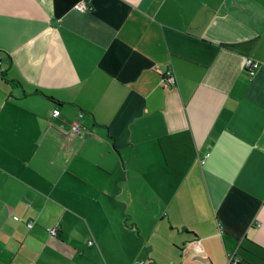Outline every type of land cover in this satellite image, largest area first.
<instances>
[{"label":"crops","instance_id":"obj_1","mask_svg":"<svg viewBox=\"0 0 264 264\" xmlns=\"http://www.w3.org/2000/svg\"><path fill=\"white\" fill-rule=\"evenodd\" d=\"M0 68V264L264 249V0H0Z\"/></svg>","mask_w":264,"mask_h":264},{"label":"built area","instance_id":"obj_2","mask_svg":"<svg viewBox=\"0 0 264 264\" xmlns=\"http://www.w3.org/2000/svg\"><path fill=\"white\" fill-rule=\"evenodd\" d=\"M76 10L79 12H86L88 8L84 4H79L76 7ZM260 68V62L255 60H247L246 62V72L250 78H254L258 69ZM2 72L0 68V73ZM163 83H168L171 87L176 83V77L174 76L172 71H167L166 75L163 77ZM83 114H78L77 121L72 123H67L61 120V111L59 108H55L52 112L51 119L49 124L51 127L56 129L61 135L66 137H74V138H83L85 136H90L93 134V130L87 127L82 123ZM58 122V123H57ZM210 157V153H206L204 158L201 160V164L204 165L207 159ZM18 218H16L17 220ZM33 223H28V227L31 228ZM57 229H50V234L52 236H57ZM89 245H92L93 242L89 241ZM238 256L237 253H231L228 255L227 264H237Z\"/></svg>","mask_w":264,"mask_h":264},{"label":"trees","instance_id":"obj_3","mask_svg":"<svg viewBox=\"0 0 264 264\" xmlns=\"http://www.w3.org/2000/svg\"><path fill=\"white\" fill-rule=\"evenodd\" d=\"M250 247L254 248V249H252L253 251H264V249L255 245V243H252L251 241L246 240V241H244L243 245L240 247L239 252L237 254V256H238L237 264H241V258L239 256V253H241V255H244L245 253H250V254L259 256L258 254L254 253V252H250L251 251Z\"/></svg>","mask_w":264,"mask_h":264},{"label":"bare ground","instance_id":"obj_4","mask_svg":"<svg viewBox=\"0 0 264 264\" xmlns=\"http://www.w3.org/2000/svg\"><path fill=\"white\" fill-rule=\"evenodd\" d=\"M58 233V232H57Z\"/></svg>","mask_w":264,"mask_h":264}]
</instances>
